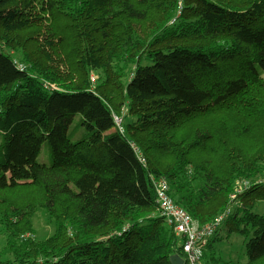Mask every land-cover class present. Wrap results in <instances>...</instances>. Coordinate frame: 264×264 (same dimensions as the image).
<instances>
[{
    "label": "trees",
    "instance_id": "trees-1",
    "mask_svg": "<svg viewBox=\"0 0 264 264\" xmlns=\"http://www.w3.org/2000/svg\"><path fill=\"white\" fill-rule=\"evenodd\" d=\"M140 24L148 31L138 33ZM258 88L260 97L264 0H0V224L8 235L0 264L183 258L174 231L161 218H146L158 213L151 178L167 180L174 201L200 226L229 208L223 230L244 238L245 264L264 260V217L253 214L264 202V183L229 203L236 179L264 175V153L226 147L221 172L206 156L193 162L218 135L214 128L178 137L184 122L230 104L264 125L263 111L246 98L256 99ZM128 115L135 122L122 135L114 116ZM45 142L47 164L38 161ZM14 191L25 195L12 199ZM248 194L259 200L245 202ZM227 195V206L211 214L212 203ZM41 209L54 235L28 242ZM219 241L220 230L206 264H229L218 257Z\"/></svg>",
    "mask_w": 264,
    "mask_h": 264
},
{
    "label": "rangeland",
    "instance_id": "rangeland-1",
    "mask_svg": "<svg viewBox=\"0 0 264 264\" xmlns=\"http://www.w3.org/2000/svg\"><path fill=\"white\" fill-rule=\"evenodd\" d=\"M181 10H182V3L180 4L174 19L170 22L169 27L176 25L177 19H179V17L181 16ZM134 28L138 33L143 34L148 31L149 24L135 25ZM30 33H31L30 31H26L25 35L31 36ZM72 46L73 44L71 43L63 46V48L66 51V53H69V48H71ZM32 49H34V47ZM16 53L20 56L19 52ZM11 56H13L16 60H20L21 57L13 53H11ZM93 76L96 78L97 81L98 78H100L98 74H93ZM124 76H127V74L125 73ZM126 80L127 79H125L124 82H126ZM53 88H55V86H53ZM256 90H257L256 99H255V94L247 95L246 98L252 104H256L259 108H261V110L264 113V88L261 91L260 97L258 95L259 88ZM242 107L243 106L239 104H230L228 106L226 105L223 107L216 108L210 113H207L203 116H198L193 119L191 118L182 124L181 128L178 131L179 138H184L185 135L192 133L196 129L199 128L203 129V127H212L218 134L214 137L213 139L214 141L210 140L208 141L209 143H207V145H205L203 148L197 149L198 153L195 154L196 160L192 159L194 163L199 164V161H201L204 158V156H206L211 159V161L208 163V166L214 167L218 171L222 172V170L220 169L223 168V162L220 160V154L221 152L225 154L224 150L226 147H229L230 150H233L235 153L237 152V150L252 152L254 154L264 153V125L259 127L258 125H256L254 120H249L244 118L240 114V109ZM261 118L264 121V116ZM79 120L80 117L75 116L73 121V126L78 125ZM134 122H135V117L132 115H128L127 117L124 118L125 126H129ZM257 122L260 123L261 120L258 119ZM80 137L81 134L77 133L75 141L79 140ZM49 158H50V154L48 151V143L45 142L38 157V161L40 163L47 164L49 163ZM224 163L226 162L224 161ZM259 166H261V163L259 164ZM263 173H264V169H263ZM246 180L236 179L234 181L233 191L235 187L238 186V183ZM249 181L253 183L252 185L257 183L258 181L264 182V175L256 176L255 178H252ZM253 187L247 190V192H250ZM25 193L27 196H29L31 191L25 190ZM25 193L14 191L11 194V196L12 199H19L22 196H24ZM249 194L246 196L247 198H245V202L256 203V201L259 200L258 196L248 197ZM229 201L230 198L228 200V195L225 197L218 198L214 201V203H212V205L209 208V211L211 212V214L215 216L219 211L221 212L227 206V202ZM253 214H257L261 217H264V202H260L257 204L255 210L253 211ZM146 218H160V217H159V213H157L154 215H148ZM49 219H50L49 216H47L45 211L42 209L36 213L34 218L31 219V224H32L31 226L33 227V232L32 233L28 232L26 234L28 242H31L32 240H37V242H42L53 237L55 232V227H54V223L50 222ZM224 226L225 223L220 229V233L223 241H219L216 244L218 257L220 256L225 262L229 264L247 263L248 257L246 253L245 244L243 241L244 238H242L237 234L226 235V231L223 230ZM111 234H114V232H112ZM7 245H8V235L6 234L5 228L0 224V250H3ZM4 257L7 258L8 255L5 254ZM39 260H41V258ZM258 264H264V260H262Z\"/></svg>",
    "mask_w": 264,
    "mask_h": 264
},
{
    "label": "built area",
    "instance_id": "built-area-1",
    "mask_svg": "<svg viewBox=\"0 0 264 264\" xmlns=\"http://www.w3.org/2000/svg\"><path fill=\"white\" fill-rule=\"evenodd\" d=\"M19 67L21 70H24L23 66L19 65ZM96 81V78L92 76L91 82L96 83ZM114 123L119 133L123 135L125 133L124 116L121 118L114 116ZM134 151L141 163L146 164L141 152L137 148H134ZM151 182L157 197L159 217L164 221L167 228L174 231L176 237L180 240L185 264H206L204 257L205 250L209 242L219 232L225 219L229 216L230 209L228 208L226 212L219 214L210 224L200 226L185 209L178 206L174 201L167 180L151 178ZM263 183L262 181H258L252 185L253 183L249 180L238 183V186L234 189V193L231 195L230 206L239 194ZM22 238L24 239V236Z\"/></svg>",
    "mask_w": 264,
    "mask_h": 264
},
{
    "label": "water",
    "instance_id": "water-1",
    "mask_svg": "<svg viewBox=\"0 0 264 264\" xmlns=\"http://www.w3.org/2000/svg\"><path fill=\"white\" fill-rule=\"evenodd\" d=\"M170 264H185V261L182 257L175 255L170 258Z\"/></svg>",
    "mask_w": 264,
    "mask_h": 264
},
{
    "label": "clouds",
    "instance_id": "clouds-1",
    "mask_svg": "<svg viewBox=\"0 0 264 264\" xmlns=\"http://www.w3.org/2000/svg\"><path fill=\"white\" fill-rule=\"evenodd\" d=\"M125 126V125H124ZM23 237V236H22ZM23 239V238H22Z\"/></svg>",
    "mask_w": 264,
    "mask_h": 264
}]
</instances>
